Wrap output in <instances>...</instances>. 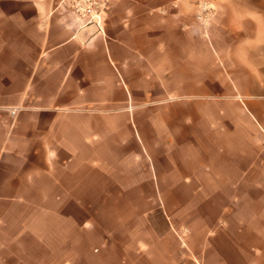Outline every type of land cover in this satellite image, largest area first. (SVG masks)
<instances>
[{
	"label": "crops",
	"instance_id": "obj_1",
	"mask_svg": "<svg viewBox=\"0 0 264 264\" xmlns=\"http://www.w3.org/2000/svg\"><path fill=\"white\" fill-rule=\"evenodd\" d=\"M198 1L0 0V264H264V0Z\"/></svg>",
	"mask_w": 264,
	"mask_h": 264
},
{
	"label": "built area",
	"instance_id": "obj_2",
	"mask_svg": "<svg viewBox=\"0 0 264 264\" xmlns=\"http://www.w3.org/2000/svg\"><path fill=\"white\" fill-rule=\"evenodd\" d=\"M113 0H62L63 8L84 23L85 26H96L103 32V24ZM196 20L207 24L215 13L211 0H201L196 4ZM195 264H202L195 260Z\"/></svg>",
	"mask_w": 264,
	"mask_h": 264
},
{
	"label": "rangeland",
	"instance_id": "obj_3",
	"mask_svg": "<svg viewBox=\"0 0 264 264\" xmlns=\"http://www.w3.org/2000/svg\"><path fill=\"white\" fill-rule=\"evenodd\" d=\"M180 220L181 222L184 221V219H180ZM173 230L178 238L179 245L181 246V248H183L191 256L190 258L191 264H195V260H199L202 264H205L203 258L198 256V254L195 253V250L191 248V243H190V238L192 237L191 229L184 224H180V225H176Z\"/></svg>",
	"mask_w": 264,
	"mask_h": 264
}]
</instances>
